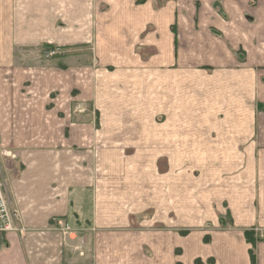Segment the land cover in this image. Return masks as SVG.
Returning a JSON list of instances; mask_svg holds the SVG:
<instances>
[{
	"label": "crops",
	"instance_id": "1",
	"mask_svg": "<svg viewBox=\"0 0 264 264\" xmlns=\"http://www.w3.org/2000/svg\"><path fill=\"white\" fill-rule=\"evenodd\" d=\"M49 47L63 56L44 58ZM88 59L114 67L107 70L110 78H135L128 99L116 87L109 98L118 114L126 111L102 122L118 134H142L140 126L151 124L144 94L151 74L184 76L194 78L195 88H211L209 108L219 111L232 138L263 144L247 150L254 157L253 198L230 195L228 214L210 219L214 233L206 254L213 257L206 264H253L245 230L264 236V0H0V138L10 155L0 164L23 228L6 234L0 264H133L132 240L117 239L133 235L115 228L128 221L124 208L121 217L113 210L117 184L103 186L95 171L109 155L69 149L101 135L90 121L70 119L77 104H103L101 81L86 78L105 72ZM242 173L244 179L245 166ZM61 218L71 226L67 234L57 227ZM174 237L171 252L181 246V235ZM254 253V264H264L263 238ZM175 258L169 255L168 264Z\"/></svg>",
	"mask_w": 264,
	"mask_h": 264
},
{
	"label": "rangeland",
	"instance_id": "2",
	"mask_svg": "<svg viewBox=\"0 0 264 264\" xmlns=\"http://www.w3.org/2000/svg\"><path fill=\"white\" fill-rule=\"evenodd\" d=\"M159 1L167 4L171 0ZM79 51L85 53L88 50L81 47ZM63 54L58 48L43 49L44 58ZM92 63L95 64L93 68L105 72L96 78H86L88 84L95 79L101 81L103 104L98 109L91 101L77 104L70 110V119L90 121L92 132L101 135L96 140L71 143L69 149L79 151V154L92 150L109 155L101 158L95 171L101 175L103 186L106 187L104 181L117 184L112 192L119 200L113 210H117L121 217L124 208L128 221H122L127 224L124 226L119 223L116 230L122 232L128 228L133 233L132 237L119 236L117 239L121 243L132 240L133 264H142L145 260L149 264H168L169 255L173 253L176 254V264H196L198 258L203 264L212 262L213 257L206 256L214 233L210 219L221 212L226 214V201L233 192L241 198H253L256 177L250 162L254 157L249 156L247 150L254 146L263 147V144L255 139L241 142L232 138L236 135L221 123L219 111L209 108L206 99L210 98L211 91L208 90L211 88L204 83L195 88L190 84L194 78L184 76L160 78L151 74L149 88L144 89V94L149 95L151 124L140 126L144 129L142 134H118L102 122L126 116V111L119 109L118 114L117 106L111 104L109 98L116 87L118 94L125 93L128 99L132 91L131 81L135 78L115 80L107 72H113L114 67L88 59L87 64ZM155 69L150 67L151 72ZM182 81L185 83L180 87ZM175 82L179 85L177 88ZM74 91L76 95L77 89ZM160 102L163 108L157 109ZM259 109L264 111V105ZM164 126L163 133L161 128ZM53 148L61 149L58 146ZM6 151L0 138V159L5 162L10 160ZM232 227L244 231V226L233 224ZM255 230L256 239H264L263 231ZM179 234L181 246L171 252L169 244ZM160 246L163 248L159 253L156 250ZM122 258L121 261H125V257Z\"/></svg>",
	"mask_w": 264,
	"mask_h": 264
},
{
	"label": "built area",
	"instance_id": "3",
	"mask_svg": "<svg viewBox=\"0 0 264 264\" xmlns=\"http://www.w3.org/2000/svg\"><path fill=\"white\" fill-rule=\"evenodd\" d=\"M18 216V212L11 207L5 194V183L0 164V249L3 246L7 233L14 231L21 232L23 230V228L18 225ZM57 227L64 234L71 231V226L62 218L57 220Z\"/></svg>",
	"mask_w": 264,
	"mask_h": 264
},
{
	"label": "trees",
	"instance_id": "4",
	"mask_svg": "<svg viewBox=\"0 0 264 264\" xmlns=\"http://www.w3.org/2000/svg\"><path fill=\"white\" fill-rule=\"evenodd\" d=\"M141 1H144V0H141ZM245 237H246V240L251 244V248L249 252H250V256L253 261V264H254L255 262L254 246L256 243V236H255L254 230H251V229L245 230ZM196 264H203V262L198 258L196 259Z\"/></svg>",
	"mask_w": 264,
	"mask_h": 264
}]
</instances>
